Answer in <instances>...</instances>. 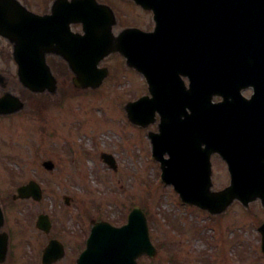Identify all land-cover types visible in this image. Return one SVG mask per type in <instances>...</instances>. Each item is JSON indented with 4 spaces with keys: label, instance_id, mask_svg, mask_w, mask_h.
I'll return each mask as SVG.
<instances>
[{
    "label": "water",
    "instance_id": "water-1",
    "mask_svg": "<svg viewBox=\"0 0 264 264\" xmlns=\"http://www.w3.org/2000/svg\"><path fill=\"white\" fill-rule=\"evenodd\" d=\"M153 13L149 32L126 27L113 33V11L95 0H55L51 14L38 16L17 0H0V36L12 45L20 84L33 93H56V79L47 55L62 58L78 89L97 88L107 76L98 68L103 58L119 53L125 65L141 73L148 95L127 102L128 120L147 130L152 156L159 162L164 184L179 199L209 214L223 213L234 199L244 204L259 199L264 207V0H133ZM80 23L82 32L71 25ZM183 77L189 79L185 86ZM252 86L250 101L240 96ZM214 97L222 101L212 103ZM231 99V100H228ZM259 104L254 111L251 104ZM233 105V108H232ZM9 92L0 97V115L23 109ZM232 109H237L234 112ZM159 117L157 131L148 130ZM227 159L230 186L214 191L210 181L211 153ZM167 155L168 158H164ZM101 159L116 169L112 156ZM42 166L53 169L50 160ZM15 198H41L34 181L20 186ZM68 204L69 198L64 197ZM86 247L76 264H137L142 254L154 256L144 213L133 207L127 222L115 227L92 220ZM0 263L6 259L8 235L2 230ZM37 228L47 232L48 217L39 215ZM264 253V224L259 227ZM63 247L50 240L42 264L62 258Z\"/></svg>",
    "mask_w": 264,
    "mask_h": 264
},
{
    "label": "rangeland",
    "instance_id": "rangeland-1",
    "mask_svg": "<svg viewBox=\"0 0 264 264\" xmlns=\"http://www.w3.org/2000/svg\"><path fill=\"white\" fill-rule=\"evenodd\" d=\"M26 1L34 10L50 0ZM99 1L114 9L119 28L152 27L150 13L129 0ZM3 42L4 89L25 102L24 109L0 118V202L4 228L11 233L3 264H41V250L50 238L65 248L64 257L55 264H75L90 220L119 226L134 205L145 213L156 248L153 258L143 255L137 264H264L257 231L264 211L258 203L248 213L232 207L213 218L181 203L172 186L160 182L159 164L152 159L146 132L131 125L123 111L125 102L146 94V84L122 56L115 53L100 61L99 67H107L108 74L95 89L73 87L61 60L48 56L57 93L35 94L19 83L10 45ZM250 93L242 92L246 97ZM156 123L149 129L155 131ZM101 153L113 156L116 170L101 160ZM44 160L53 162V170L41 166ZM29 180L39 185L42 198L12 200L15 189ZM213 184L217 187L220 181ZM64 196L71 198L69 204ZM39 214L49 217L47 234L35 227Z\"/></svg>",
    "mask_w": 264,
    "mask_h": 264
},
{
    "label": "flooded vegetation",
    "instance_id": "flooded-vegetation-1",
    "mask_svg": "<svg viewBox=\"0 0 264 264\" xmlns=\"http://www.w3.org/2000/svg\"><path fill=\"white\" fill-rule=\"evenodd\" d=\"M22 1H25L29 7H32L30 9L33 10V6H31L26 0H22ZM48 10H49V2L44 6H40L39 9L35 8L33 11L39 14H44L48 12ZM3 49H4V42L3 39L0 38V52H3ZM248 90L251 91V89L249 88L245 89L244 91H248ZM210 161H211V169H212V176H211L212 181L216 182L219 180L220 181L219 184L220 186L218 185L219 188L228 187L230 181V172L228 169L227 162L217 154L211 155ZM232 207L242 210V206L239 201H234L232 203Z\"/></svg>",
    "mask_w": 264,
    "mask_h": 264
}]
</instances>
